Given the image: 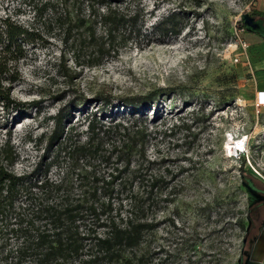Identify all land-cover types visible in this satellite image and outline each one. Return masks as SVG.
Segmentation results:
<instances>
[{
  "label": "rangeland",
  "instance_id": "obj_1",
  "mask_svg": "<svg viewBox=\"0 0 264 264\" xmlns=\"http://www.w3.org/2000/svg\"><path fill=\"white\" fill-rule=\"evenodd\" d=\"M24 1L0 0V17L9 15L38 36L24 42L17 78L10 83L16 103L0 107V143L9 139L14 150L8 168L57 177L58 165L47 168L45 139H37L51 128L48 115L63 106L73 109L68 125L79 134L93 112L104 123L127 121L135 113L122 98L148 95L153 102L138 112L143 117L138 123L151 130L143 147L151 163L144 167L163 174L164 182L137 208L113 202V215L133 211L137 221L152 227L111 264H247L249 255L240 262L243 247L250 252L256 235H264V194L250 190L240 171L264 189V180L247 164L249 159L264 173V107L256 112L240 21L257 0H135L144 9L141 31L125 32L115 50L97 62L79 53L80 64L64 34L32 18ZM168 20L177 32L161 34L160 24ZM102 97L111 103L106 106ZM230 136L246 138L238 155L224 149ZM249 212L253 226L246 240ZM6 235V245L13 244Z\"/></svg>",
  "mask_w": 264,
  "mask_h": 264
},
{
  "label": "trees",
  "instance_id": "obj_2",
  "mask_svg": "<svg viewBox=\"0 0 264 264\" xmlns=\"http://www.w3.org/2000/svg\"><path fill=\"white\" fill-rule=\"evenodd\" d=\"M32 8V18L41 17L44 25H55L72 45L77 64L80 56L88 63L97 62L115 50L124 33H139L143 26L144 9L135 0H25ZM264 19V11L252 6L248 12ZM176 13H171L173 18ZM243 14V15H244ZM171 20L160 24L159 32H177ZM240 27L250 29L242 18ZM264 31V29H262ZM38 36L31 27L0 17V107L7 109L16 102L10 96V83L16 78V67L23 58L24 42ZM107 106L108 97H102ZM153 98L131 95L122 98L133 116L125 122H101L97 114L84 123L82 133H73V109L59 107L48 115L49 131L44 138L47 168L59 166L58 176L38 177L31 173L16 174L8 168L14 150L9 139L0 143V261L9 264H111L122 257L121 249L138 243L144 229L151 223L137 221L133 211L121 217L113 215L112 204L141 206L144 197L164 182L163 174L146 172L144 143L151 130L138 123V112L148 108ZM36 103V101L32 102ZM100 109L99 112H104ZM137 112V114H136ZM173 125L171 126L172 129ZM36 140V138H35ZM138 156L133 161V155ZM134 162V163H133ZM47 168L45 171H47ZM244 184L264 194L247 172L240 171ZM133 182L138 183L134 189ZM126 192V197L121 196ZM250 227L253 226L248 213ZM89 225V227H88ZM90 226L102 227V235ZM6 234L13 244L6 245ZM244 247L240 262L249 255ZM126 260V259H125ZM248 260V259H247Z\"/></svg>",
  "mask_w": 264,
  "mask_h": 264
},
{
  "label": "crops",
  "instance_id": "obj_3",
  "mask_svg": "<svg viewBox=\"0 0 264 264\" xmlns=\"http://www.w3.org/2000/svg\"><path fill=\"white\" fill-rule=\"evenodd\" d=\"M255 7L259 11H264V0H257ZM262 32L264 31L245 30L248 59L253 70L256 97L259 95L258 90H264V33ZM247 264H264V235H256Z\"/></svg>",
  "mask_w": 264,
  "mask_h": 264
},
{
  "label": "built area",
  "instance_id": "obj_4",
  "mask_svg": "<svg viewBox=\"0 0 264 264\" xmlns=\"http://www.w3.org/2000/svg\"><path fill=\"white\" fill-rule=\"evenodd\" d=\"M241 29H243V28L241 27ZM240 47H241V49L245 55L246 61L248 63L249 72L251 74H253V70L250 66L249 59H248V52H247L248 45L245 41H240ZM258 94H259L258 98H257V100H255L256 112H259L260 107H264V90H258ZM244 140L246 141V138H244ZM247 164L249 165V169L251 170V172H253L259 178H261V180H264V173L259 171L257 169V167L250 162L249 159H247Z\"/></svg>",
  "mask_w": 264,
  "mask_h": 264
},
{
  "label": "bare ground",
  "instance_id": "obj_5",
  "mask_svg": "<svg viewBox=\"0 0 264 264\" xmlns=\"http://www.w3.org/2000/svg\"><path fill=\"white\" fill-rule=\"evenodd\" d=\"M224 149L230 156L238 155L239 152L245 150L244 138L229 137L224 143Z\"/></svg>",
  "mask_w": 264,
  "mask_h": 264
},
{
  "label": "water",
  "instance_id": "obj_6",
  "mask_svg": "<svg viewBox=\"0 0 264 264\" xmlns=\"http://www.w3.org/2000/svg\"><path fill=\"white\" fill-rule=\"evenodd\" d=\"M244 23L250 28V29H256L259 24L257 22L253 21V18L248 16L247 14H244L242 16Z\"/></svg>",
  "mask_w": 264,
  "mask_h": 264
},
{
  "label": "flooded vegetation",
  "instance_id": "obj_7",
  "mask_svg": "<svg viewBox=\"0 0 264 264\" xmlns=\"http://www.w3.org/2000/svg\"><path fill=\"white\" fill-rule=\"evenodd\" d=\"M248 16L253 18L254 22H257L259 24V26L256 28V30H262L264 29V19H262L259 16L253 15L252 13H247ZM264 33V32H262Z\"/></svg>",
  "mask_w": 264,
  "mask_h": 264
}]
</instances>
